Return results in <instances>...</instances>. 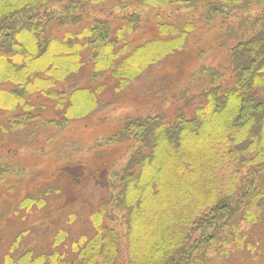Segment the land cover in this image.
I'll list each match as a JSON object with an SVG mask.
<instances>
[{
	"label": "trees",
	"instance_id": "1",
	"mask_svg": "<svg viewBox=\"0 0 264 264\" xmlns=\"http://www.w3.org/2000/svg\"><path fill=\"white\" fill-rule=\"evenodd\" d=\"M149 15L153 37L137 43ZM201 30L198 57L209 48L212 62L178 94L195 92L186 109L129 117L107 140L126 143L128 159L104 173L93 235L73 241L71 258L61 232L51 253L5 264H214L253 252L264 219V0H0V113L11 131L87 121L109 80L124 90ZM82 74L89 84L74 79ZM38 98L53 117L37 112ZM11 174L0 168V188Z\"/></svg>",
	"mask_w": 264,
	"mask_h": 264
},
{
	"label": "rangeland",
	"instance_id": "2",
	"mask_svg": "<svg viewBox=\"0 0 264 264\" xmlns=\"http://www.w3.org/2000/svg\"><path fill=\"white\" fill-rule=\"evenodd\" d=\"M153 17L145 18L135 38L137 43L153 37ZM205 36L201 30L197 42L192 43L191 38L176 57L159 64L122 91H116L114 81L109 80L100 109L87 121L74 122L63 129L37 121L11 131L10 114L0 113V168L12 170L11 180L0 188V264H5L7 255L17 260L28 251L35 256L51 253L54 239L61 232L67 237L58 249L71 258L73 241L93 235L90 215L104 195L100 187L104 173L128 159L126 143L108 144L107 140L122 129L129 117H172L186 109L195 92L181 100L178 94L192 82L200 63L212 62L209 48H204L209 59L198 57L202 48L199 45L206 43ZM74 79L82 85L89 84L85 74ZM37 102L39 107L44 106L38 113L46 118L55 115L54 104L44 98ZM41 196L45 199L41 208L21 207L27 198ZM251 233L253 252L234 250L214 264H264V219Z\"/></svg>",
	"mask_w": 264,
	"mask_h": 264
}]
</instances>
